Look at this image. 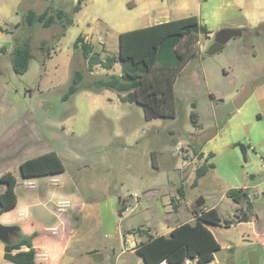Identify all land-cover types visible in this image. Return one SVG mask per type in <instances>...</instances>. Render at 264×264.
Instances as JSON below:
<instances>
[{"label":"rangeland","instance_id":"rangeland-1","mask_svg":"<svg viewBox=\"0 0 264 264\" xmlns=\"http://www.w3.org/2000/svg\"><path fill=\"white\" fill-rule=\"evenodd\" d=\"M177 1L85 0L75 13L77 0H0V177L7 172L17 177L20 200L5 217L25 234L37 231L40 252L55 242L68 244L60 264H114L138 228L157 232L166 222L169 202L179 211L173 204L178 205L180 186L185 209L203 197L206 208L234 218L240 206L227 191L244 185L251 188L252 221L210 226L221 246L215 259L264 264V30L242 31L213 55L207 51L215 34L200 35L193 44L195 57L174 84L175 118L148 120L142 106L121 101L116 91L87 86L106 71L99 65L88 71L74 46L79 35L106 58L119 50L118 32L144 27L148 8L168 11ZM49 7L73 15L74 24L60 39L59 24L25 23L30 9L41 13ZM26 40L33 58L19 75L12 51ZM75 68L84 80L65 99ZM249 86L251 93L236 108L235 99ZM192 112L198 113L196 120ZM238 143L247 147L245 154ZM210 152L215 156L207 159ZM51 153L62 169L32 179L36 186L29 187L21 164ZM207 162L215 168L193 186L197 168ZM147 190L153 192L146 195ZM60 202H69L61 211L67 222L52 233L47 228ZM180 215L192 218L188 212ZM3 261L8 262L0 256Z\"/></svg>","mask_w":264,"mask_h":264},{"label":"trees","instance_id":"trees-1","mask_svg":"<svg viewBox=\"0 0 264 264\" xmlns=\"http://www.w3.org/2000/svg\"><path fill=\"white\" fill-rule=\"evenodd\" d=\"M85 0H77L73 12L82 9ZM25 23L33 26L40 23L49 28L55 24L62 26L58 39L66 34L70 25L74 24L71 13L62 9L52 10L50 7L41 13L30 9L25 16ZM245 29L224 28L215 33L216 40L226 43L229 39L242 35ZM211 31L202 24L198 17L189 16L167 22L154 24L142 28L125 31L119 34V52L117 55H108L102 58L101 52L96 51L81 34L77 37L74 46L86 61L89 72L97 65L111 69L116 63L121 65V74H111L95 78L87 83L89 88L95 90L110 89L118 93L121 101L137 103L144 109L145 118H175L174 84L177 76L185 65L196 55L193 44L200 35L209 36ZM42 47L47 41L42 42ZM51 56V52L48 53ZM33 58L28 40L17 43L12 51V66L14 71L21 75L28 71ZM1 74V72H0ZM84 80L81 69L75 68L72 82L64 95L65 99L75 94ZM191 118H198L197 112L191 113ZM244 154L247 147L238 143ZM210 153V157H212ZM55 153L37 156L26 160L20 166L24 178L49 176L62 169L56 163ZM214 167V163L204 164L197 168L193 186L198 184V179L203 177ZM0 182L4 189L0 192V215L16 207L18 196L16 193L17 178L7 172L1 175ZM181 198L185 197L184 186L178 188ZM227 196L237 204L245 205L237 208L234 218L223 219L218 210L205 209V200L200 198L191 208L195 218L194 223L185 222L174 227L168 236H149L147 241L141 242L137 253L142 256L145 264H210L215 262V253L221 246L210 229L211 225L223 224L230 226L234 222H248L251 220L253 201L250 191L244 188H230ZM175 207L177 205L173 204ZM126 207L119 210L120 215ZM137 231H142L138 228ZM14 235L16 240L5 243L4 257L15 264H37V249L33 239L37 232L25 234L21 227ZM26 247L27 249H23ZM215 264H220L215 262Z\"/></svg>","mask_w":264,"mask_h":264},{"label":"crops","instance_id":"crops-1","mask_svg":"<svg viewBox=\"0 0 264 264\" xmlns=\"http://www.w3.org/2000/svg\"><path fill=\"white\" fill-rule=\"evenodd\" d=\"M172 15H175L174 16L176 17L175 19H181V18H185L189 16L198 17L199 21L202 24L207 25L209 30L211 31L209 37L213 36L217 31L224 29V28L245 29L247 31H253L256 29L264 30V0H178L177 3L174 5V7L172 9H168V11L166 9L155 10V9L148 8L144 15L145 23H147L145 24L144 27L162 23V22H167L170 20H174L172 18L173 17ZM122 32H125V31L122 30L118 33L120 34ZM105 46L107 48V52L109 53V51H111L109 49V46L108 45H105ZM111 52L113 53L111 55H117L119 50L117 52H113V51ZM101 56H102V53H101ZM102 58L104 57L102 56ZM103 69L106 71L105 72L106 75H111V74L120 75L121 74L120 63H116L111 69H106V68H103ZM202 152L204 151L202 150ZM210 153H212L213 156L212 157L208 156L207 159L213 158L215 156L213 152H210ZM204 157H205V152H204ZM206 164H210V163L207 162ZM211 168H215V165L214 167H211ZM35 178L37 177H31V178H26V179H29V181H31L32 179H35ZM56 179L58 180L57 177ZM17 182H18V179H17ZM234 188H237V187H234ZM239 188L248 189L249 191L251 190V188L248 187L247 185H244ZM251 194L252 193L250 192V197L252 200ZM176 198L179 200L177 201V204H178L177 209L179 211L175 212V209L172 208V205L169 202L168 203L169 207L165 212L167 214V218L165 219L166 222L161 223V226L157 228L158 229L157 232H153L150 229L147 230V232L143 230L142 231L136 230L133 233L134 237L132 238V241H131V238H128L129 236H127V233L129 235V230L126 231V234H124V237L125 238L127 237L126 238L127 242L131 241L130 245L126 247L125 250H122V252L119 255H117L116 262L114 264H145L142 256L137 253V248L141 242L147 241L148 237L151 235L152 236H159V235L168 236L173 230V228L178 226L179 224H182L185 222H190V223L195 222V218L191 212V209H188V208L185 209L182 206V204L185 203L186 201L185 197L181 198L180 195H178ZM170 201H171V198H170ZM19 203H20V200L18 196V203L16 207L19 206ZM238 205L240 206L239 208L244 207V205L242 206L241 204H238ZM15 208L3 212L0 215V223L15 224L16 222H11L10 219L5 217V214L9 213ZM205 209H208V208L205 207ZM183 212L191 213L192 214L191 220H182L183 218H182V215L180 214ZM65 218H64V214H62V212L58 210V215L55 218L56 220H54V223H52V226L50 227H57V230L60 228H64V224H66L67 222ZM251 221L252 220L248 222H251ZM20 227L22 229V226ZM33 232H37V231H33ZM261 233L262 234L264 233V227L261 228ZM38 237H39V234L33 239V244L35 248L37 249V253H38L37 254V264H60L66 254V251L68 250V244L65 243V245H63L62 242H57V244H55L56 243L55 242V243H52L54 244V246L53 245L48 246L46 247L44 252H40L38 245L36 243L38 240ZM16 239H17L16 235H15V238L11 237V240H16ZM62 247L64 248L62 249ZM4 253H5V243L0 245L1 260L2 258L5 259ZM8 262L3 261V262H0V264H9ZM215 262H218V261L215 259ZM160 264H167V262L163 261ZM185 264H190V262L186 261Z\"/></svg>","mask_w":264,"mask_h":264},{"label":"water","instance_id":"water-1","mask_svg":"<svg viewBox=\"0 0 264 264\" xmlns=\"http://www.w3.org/2000/svg\"><path fill=\"white\" fill-rule=\"evenodd\" d=\"M224 48V43L216 40V42L208 49L207 53L209 55H213ZM252 91V86L247 87L244 89L235 99L234 104L236 108H239L245 99L249 96ZM152 190H147L145 192L146 195H150ZM20 226L15 224H3L0 223V240L4 243H7L10 239L12 234L19 231Z\"/></svg>","mask_w":264,"mask_h":264},{"label":"built area","instance_id":"built-area-1","mask_svg":"<svg viewBox=\"0 0 264 264\" xmlns=\"http://www.w3.org/2000/svg\"><path fill=\"white\" fill-rule=\"evenodd\" d=\"M57 183V181H55ZM28 185L29 187L31 188H35V183L34 181H28ZM59 211H62V210H65V208H68L69 207V202H60L58 205H57ZM47 230L51 231L52 233H56L57 232V227H48ZM23 249H26V247H23ZM190 262V261H188ZM190 264H193L190 262ZM210 264H215V262H212Z\"/></svg>","mask_w":264,"mask_h":264},{"label":"flooded vegetation","instance_id":"flooded-vegetation-1","mask_svg":"<svg viewBox=\"0 0 264 264\" xmlns=\"http://www.w3.org/2000/svg\"><path fill=\"white\" fill-rule=\"evenodd\" d=\"M14 234H15V233H14ZM14 234H12V236H13ZM12 236H11V237H12Z\"/></svg>","mask_w":264,"mask_h":264}]
</instances>
